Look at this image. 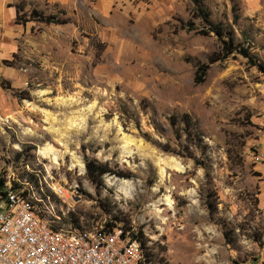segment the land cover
Wrapping results in <instances>:
<instances>
[{
	"label": "rangeland",
	"instance_id": "374dc122",
	"mask_svg": "<svg viewBox=\"0 0 264 264\" xmlns=\"http://www.w3.org/2000/svg\"><path fill=\"white\" fill-rule=\"evenodd\" d=\"M17 4L61 22L16 20ZM202 4L264 65V0ZM190 6L0 0V173L50 194L35 203L45 217L140 232L151 264H264V73L215 59L221 42L188 28ZM85 158L112 172L91 182Z\"/></svg>",
	"mask_w": 264,
	"mask_h": 264
},
{
	"label": "built area",
	"instance_id": "2783aa9c",
	"mask_svg": "<svg viewBox=\"0 0 264 264\" xmlns=\"http://www.w3.org/2000/svg\"><path fill=\"white\" fill-rule=\"evenodd\" d=\"M253 159L264 161V150ZM50 189L57 196L64 192L62 186ZM46 202L50 194L35 197L29 183L6 178L0 188V264H151L148 246L130 229L105 222L67 226L56 211L45 217L36 206L47 209Z\"/></svg>",
	"mask_w": 264,
	"mask_h": 264
},
{
	"label": "trees",
	"instance_id": "16d2710c",
	"mask_svg": "<svg viewBox=\"0 0 264 264\" xmlns=\"http://www.w3.org/2000/svg\"><path fill=\"white\" fill-rule=\"evenodd\" d=\"M189 1L191 5L190 6L191 19L187 21L188 28L197 29V26L194 22V19H197L198 23L203 24V26L200 27L199 29L201 33L206 34L209 32H213L221 42V47H220L221 53L215 59L225 58L230 54L236 52L242 55L244 58H246L248 63L257 67L259 71L264 73L263 63L259 62L257 58L251 54L248 47L237 44L234 41L230 31L227 30L226 28H223L221 25H215L211 23L209 18V12L203 7L202 0H189ZM15 11H16L15 19L21 20L22 22H26L29 20H37L45 23H55V24L61 22V20H59L57 16H54L53 14H44L41 11H37L36 9H32L29 15L26 16L24 12L21 13V11H23V4L15 5ZM207 68H208L207 63H202L198 66L195 76L196 82H200L204 80V76L206 74ZM183 121H186L187 123L189 122V118L187 115L183 116ZM84 165H85L86 177L91 182H96L98 184L101 182V177L104 173L112 172L108 164L98 161L95 158H85ZM5 180L6 177L4 173L3 172L0 173V188H2ZM73 221L76 224H78L77 217L73 219ZM105 223L109 226H114L116 224L115 221L113 220L106 221ZM134 236L140 238L141 233L140 232L139 234L134 233ZM142 243L145 244L143 240Z\"/></svg>",
	"mask_w": 264,
	"mask_h": 264
},
{
	"label": "bare ground",
	"instance_id": "6f19581e",
	"mask_svg": "<svg viewBox=\"0 0 264 264\" xmlns=\"http://www.w3.org/2000/svg\"><path fill=\"white\" fill-rule=\"evenodd\" d=\"M57 129V128H56ZM38 153L40 155H42L43 157H48L49 151L47 150V148L40 146L38 147ZM51 155V154H50ZM177 164V163H176Z\"/></svg>",
	"mask_w": 264,
	"mask_h": 264
},
{
	"label": "crops",
	"instance_id": "0c3cea01",
	"mask_svg": "<svg viewBox=\"0 0 264 264\" xmlns=\"http://www.w3.org/2000/svg\"><path fill=\"white\" fill-rule=\"evenodd\" d=\"M9 6H11V5H9ZM16 12V11H15Z\"/></svg>",
	"mask_w": 264,
	"mask_h": 264
}]
</instances>
